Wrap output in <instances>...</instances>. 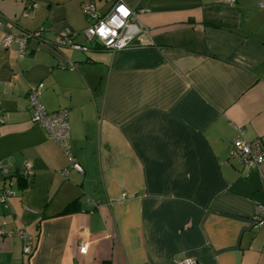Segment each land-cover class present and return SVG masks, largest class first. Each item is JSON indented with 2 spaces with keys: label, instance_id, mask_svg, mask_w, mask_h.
Returning <instances> with one entry per match:
<instances>
[{
  "label": "crops",
  "instance_id": "crops-1",
  "mask_svg": "<svg viewBox=\"0 0 264 264\" xmlns=\"http://www.w3.org/2000/svg\"><path fill=\"white\" fill-rule=\"evenodd\" d=\"M117 1L146 33L112 52L83 37V7L102 17ZM262 2L0 0L11 34L43 29L23 56L0 31V191L13 192L0 229L33 242L25 257L19 237H0V264H264V224L253 222L264 165L247 171L228 157L238 131L264 140ZM66 30L84 50L53 48ZM39 83L47 112L68 111L82 173L31 122L27 92Z\"/></svg>",
  "mask_w": 264,
  "mask_h": 264
},
{
  "label": "built area",
  "instance_id": "built-area-1",
  "mask_svg": "<svg viewBox=\"0 0 264 264\" xmlns=\"http://www.w3.org/2000/svg\"><path fill=\"white\" fill-rule=\"evenodd\" d=\"M264 7V2L258 4ZM31 6H27L23 15L28 16ZM84 14L91 20V24L83 31V37L96 46L115 51H123L132 48L137 38L146 33L140 27H137L133 21L135 14L132 9L127 8L120 1L115 2L109 11L102 17L95 14L93 4H86L83 7ZM13 25L8 21L0 20V31L3 33L1 46L9 48L13 43H17L19 47V56L24 55L27 42L29 40H41L43 29L33 32H20L17 35L10 33ZM77 34L66 30L53 41V48H71L74 50H84L85 48L77 44L74 40ZM43 84L39 83L30 86L27 92V101L31 111V122L41 126L49 135V137L59 146L64 155L69 160L70 169L77 173H82L80 166L72 158L69 151V124L68 111L59 110L56 112H47L40 102ZM3 123L1 115L0 101V125ZM238 136L231 142L228 149V157L239 163L245 170L253 171L264 165V140L256 139L248 142L242 137V132L238 131ZM8 161L0 162V171L4 177L9 173ZM31 163H25L22 167V175L29 177L31 175ZM62 177L67 175V171L63 170L59 173ZM13 195L9 189L0 191V203L6 204L9 197ZM253 222L255 225L264 224V204H257L254 208ZM19 237L23 242L22 252L25 257H29L33 250L32 239L25 233L23 229L2 230L0 229V237ZM78 253L85 255L87 253V244L83 241L78 245ZM175 264H199L195 258L187 257L182 260L175 261Z\"/></svg>",
  "mask_w": 264,
  "mask_h": 264
},
{
  "label": "trees",
  "instance_id": "trees-1",
  "mask_svg": "<svg viewBox=\"0 0 264 264\" xmlns=\"http://www.w3.org/2000/svg\"><path fill=\"white\" fill-rule=\"evenodd\" d=\"M28 6H29V5H28ZM7 178H8V176L5 177V179H7ZM18 181H21V183H19V188H24V184H23L24 179L20 177V178L18 179Z\"/></svg>",
  "mask_w": 264,
  "mask_h": 264
}]
</instances>
